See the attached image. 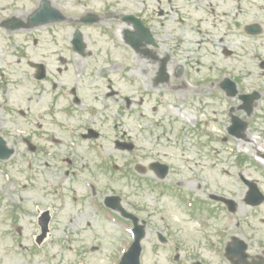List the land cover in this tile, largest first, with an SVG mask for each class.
Wrapping results in <instances>:
<instances>
[{
    "label": "rangeland",
    "instance_id": "374dc122",
    "mask_svg": "<svg viewBox=\"0 0 264 264\" xmlns=\"http://www.w3.org/2000/svg\"><path fill=\"white\" fill-rule=\"evenodd\" d=\"M117 1L54 0L68 16L79 17L87 6H94L102 18L95 28H83L92 56L72 58L68 37L73 29L66 23L34 31L1 27L14 17L26 20L38 0H0V134L15 151L8 160H0V264H42L40 260H47L45 264H108L113 257L117 260L128 232L124 224H109L96 214L100 211L97 200L109 194L122 196L129 206L139 200L138 209H128L142 218L149 213L142 207L144 199L152 208L163 203L157 202L148 189L144 196L125 185L120 171L124 163L136 180L147 174L136 171V166L146 167L152 160L171 163L178 194L174 201L182 211V215L174 211L178 229H185L188 218L183 213L187 205L181 199L190 200L188 205L198 201L204 204L213 193L222 192L232 197L238 208L244 206L264 215V205L252 208L239 198L246 191L242 176L258 182L264 192V34L257 39L258 52L223 56L208 52L192 25L184 32L183 45L192 51L190 72L177 79L174 20L169 17L173 9L169 0H163L162 7L168 13L163 24L153 27L159 36L161 59L170 55L171 72L167 82L156 86L153 81L158 63L150 67L148 63L154 62L144 60L117 33L123 27L113 21L116 8L110 5ZM120 1L118 11L126 4ZM101 28L105 29L102 35ZM32 32H36L34 37ZM184 58L179 56L182 61L178 63L185 62ZM29 61L46 63L49 80H33ZM224 77L233 80L237 89H222ZM183 79L187 84L180 86ZM72 87L99 113L94 122L95 130L97 126L104 129L99 131L103 136L99 141L122 130L138 139L136 152H117L110 141V153L98 145L87 153L86 144L91 142L80 135L83 122L78 123L76 113L81 108L72 102ZM253 92L260 98L247 104L243 97ZM93 97L98 98L96 104ZM125 99L132 102L128 109L123 105ZM149 113L152 115L146 116ZM234 117L240 122L235 124ZM143 123L144 136L138 134ZM162 130L167 136L161 135ZM150 146L157 147L150 150ZM111 155L108 165L101 166L104 160L99 158ZM109 169L113 173L107 172ZM93 177L99 183L97 196L88 192ZM182 179L190 181L176 185L175 181ZM203 204L196 206L197 215L206 214L208 207ZM211 204L218 206L214 201ZM46 210L50 212L49 236L39 246L38 219ZM168 213L171 217L172 211ZM150 249V245L145 246L144 264H173L166 256H148Z\"/></svg>",
    "mask_w": 264,
    "mask_h": 264
},
{
    "label": "flooded vegetation",
    "instance_id": "af4514ba",
    "mask_svg": "<svg viewBox=\"0 0 264 264\" xmlns=\"http://www.w3.org/2000/svg\"><path fill=\"white\" fill-rule=\"evenodd\" d=\"M125 7L119 9L121 1L110 2L115 9L113 15L114 20L120 19V13H123L122 19L127 16L138 20L141 23L140 31L134 24L130 23L134 33L130 34V40L140 42V54H148L156 63H158L159 70L157 72L156 84L160 85V69L164 63L161 59V54L158 52V42L154 45L147 43L150 35L153 40H157L159 36L155 33L154 27L157 24H163V17L168 12L163 9V0H125ZM169 5L173 10L171 11L172 20H174V77L179 79L181 74L188 75V69L191 66V56L189 49L183 48L186 43L184 41V32H188L192 25H195L196 31L200 33L203 38L204 48L211 53H221L223 56L241 55L242 52L253 50L258 52L257 39L264 34V0H169ZM75 6V5H73ZM77 7V6H75ZM93 7L87 6L85 13L81 16L72 17L68 24L70 26L79 22L86 23L94 20L95 12ZM92 9V10H90ZM125 12V13H124ZM102 18H98L97 22H101ZM124 22V21H123ZM130 26V25H129ZM154 26V27H153ZM138 32L140 35L138 36ZM150 46V49L148 48ZM159 55V57H158ZM179 56H184L185 62L178 63ZM170 55L168 56V61ZM168 65V63H167ZM157 71V70H156ZM188 71V72H187ZM222 81V80H221ZM187 82L183 79L180 86H184ZM223 82L220 86H222ZM57 84L54 83V87ZM174 87H177V85ZM98 98L93 97L96 104ZM107 100V98H105ZM32 102V101H30ZM73 104L81 109L76 113L78 123L83 124L80 126V135L83 140H88L91 144H86L88 147L87 153H92V149L100 147L104 153H110L111 149L108 142L112 141V146L116 149L115 142H120L117 145L121 148H132L133 151L118 150L121 152L132 153L136 152L138 139L132 134H126L124 131H115V136L111 138L107 136L103 141H99V131L104 130L97 126L95 130V117L99 113L89 103L84 102V98L80 97ZM132 102L125 99L123 105L125 109L130 108ZM2 105H0V108ZM157 107H155V110ZM26 113V112H24ZM54 115L57 112L53 113ZM104 115L105 112L102 111ZM141 117L143 114L140 113ZM155 114V113H153ZM104 119L108 117L102 116ZM54 118V117H53ZM51 118V120L53 119ZM52 124H54L52 122ZM146 134L145 130H139L138 134ZM167 133H163L166 136ZM105 136V135H104ZM127 136V138H126ZM144 136V135H143ZM118 137H121L118 138ZM158 139H160L158 137ZM90 145V146H89ZM98 145V146H97ZM139 148L146 149L143 145ZM157 146H150V150H155ZM138 148V149H139ZM112 153V152H111ZM94 158V156H91ZM126 165V163H124ZM128 168L125 167V171ZM174 178V167H173ZM244 180V178H242ZM242 180V181H243ZM97 178L93 177V183H96ZM256 182V181H255ZM256 185L260 187L258 182ZM95 187V186H94ZM260 189V188H259ZM96 190V187H95ZM260 196H264V192L260 189ZM247 196V192L244 194ZM174 199V197H173ZM264 202V201H263ZM261 205H264L262 203ZM226 210V209H225ZM228 210V209H227ZM253 212L255 210H248L246 208H236L234 212ZM258 213V211H257ZM172 221V219H171ZM226 219L221 216H209V223L211 226L203 232L190 233L188 236L191 238L187 245L189 250L186 253L185 259L189 260L192 264L196 260H200L203 264H264V215L249 214L242 217H234L233 224L235 227L223 229L222 225ZM256 224V226H255ZM220 225V226H218ZM244 225V226H242ZM185 234V233H184ZM193 234L197 235L196 240H192ZM178 248V247H176ZM201 256V258L199 257ZM175 260H185L182 256L174 258Z\"/></svg>",
    "mask_w": 264,
    "mask_h": 264
},
{
    "label": "water",
    "instance_id": "95a60500",
    "mask_svg": "<svg viewBox=\"0 0 264 264\" xmlns=\"http://www.w3.org/2000/svg\"><path fill=\"white\" fill-rule=\"evenodd\" d=\"M1 142L4 143L2 138H0V144H1ZM2 151H4V150H1V148H0V152H2ZM138 256H139V251H133V260H138Z\"/></svg>",
    "mask_w": 264,
    "mask_h": 264
}]
</instances>
